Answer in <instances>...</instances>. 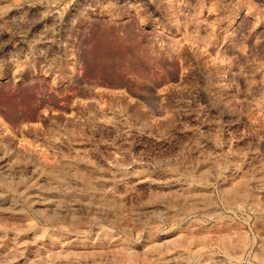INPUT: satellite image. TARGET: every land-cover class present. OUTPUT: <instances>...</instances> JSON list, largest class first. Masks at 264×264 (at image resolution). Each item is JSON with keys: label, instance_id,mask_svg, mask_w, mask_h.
Instances as JSON below:
<instances>
[{"label": "rangeland", "instance_id": "374dc122", "mask_svg": "<svg viewBox=\"0 0 264 264\" xmlns=\"http://www.w3.org/2000/svg\"><path fill=\"white\" fill-rule=\"evenodd\" d=\"M169 1L0 0V86L52 99L0 115V264H264V0ZM130 21L173 67L81 92L73 32Z\"/></svg>", "mask_w": 264, "mask_h": 264}, {"label": "bare ground", "instance_id": "6f19581e", "mask_svg": "<svg viewBox=\"0 0 264 264\" xmlns=\"http://www.w3.org/2000/svg\"><path fill=\"white\" fill-rule=\"evenodd\" d=\"M160 1L161 0H157V3H159ZM169 2H170L169 8L171 9L168 10L167 14L168 15L174 14L175 17L174 20L176 21L175 22L176 27L178 28L179 26L178 23H180L178 22V18H179L178 11L174 7V3H173L174 1L170 0ZM165 9H167V7H165ZM122 11H123L122 8H119L115 11V13L116 15H120L119 13ZM188 21L189 19L184 20L185 25L188 23ZM73 36L75 38L74 41L76 42V44H73L74 52H75L74 59L76 60V62L78 60L79 64L81 63V65L83 66L85 65L86 71L89 73L90 77H96L99 79L100 77H104L106 79H112L113 81H115V83L121 82L123 84H126V86L128 85L127 87H131L132 84L134 83L131 80L132 78H136L138 76H144V77L146 76L148 79H150L151 82V78L152 80L160 78L161 76L160 73L162 72L163 69L167 67L169 68L173 67L172 66L173 62L171 59L173 58L174 52H176L175 43H173L172 41H167V42L164 41L162 36L158 34L155 35L152 33L148 35L141 32L138 29L136 23L133 21H130L125 24H117L116 22H109V23L99 22L97 24H94V26H92L91 29L88 30V32L81 33L80 31H76L73 32ZM74 64L75 62L72 63L71 67L69 66L68 74L65 73L66 68L60 71L62 75L66 74V76L71 81H73L76 78L74 77V69H75ZM155 70L159 71V73H155ZM147 78H145L146 81L143 80V82L147 83L148 81ZM138 84L141 85L143 83H138ZM148 84H143L144 85L143 89L140 90L142 93L151 90L152 86L149 87ZM91 86L94 87V85H90L88 86L89 89L88 88L86 89L87 91H89V94H91L92 92L93 87ZM38 88L40 89V87ZM83 88L85 89V86H83ZM4 89L3 91L0 90V115L5 114L8 120L10 121L14 120L16 117L15 115L18 116V114L21 115L27 114L28 116L30 114L35 115V112L38 110L41 103V99L38 96L39 94H42L41 92H39L40 90H36L32 87H27L24 91L23 90L18 91L15 95H11L6 90L4 91ZM5 115L3 117H5ZM3 123L4 122H2V120L0 119V126H2L4 129H7L8 126L5 125V123L4 124ZM4 144L7 145V143ZM1 148L2 147H0L1 157L5 158V154L8 157L7 154L8 151L6 153L4 152L3 148L2 150ZM7 179L8 178H3L2 180L5 181ZM56 180L57 179L55 178V181ZM9 181L11 182L10 178L7 184L10 183ZM13 182L15 183L17 181H12L11 183ZM29 186L25 185V189L26 187L28 188ZM17 189L15 190L18 192L19 189L18 190ZM21 191L22 190L20 189L18 193H20ZM1 196L2 195H0V197Z\"/></svg>", "mask_w": 264, "mask_h": 264}, {"label": "flooded vegetation", "instance_id": "af4514ba", "mask_svg": "<svg viewBox=\"0 0 264 264\" xmlns=\"http://www.w3.org/2000/svg\"><path fill=\"white\" fill-rule=\"evenodd\" d=\"M71 62H74V61H71ZM81 64V63H80ZM68 65V63H66V66ZM25 72H27V70H24L23 71V74L25 73ZM28 73V72H27ZM86 74V76L85 77H83L82 79L81 78H78V77H76L72 82H74V85L76 86V87H79V88H82V90H81V92H83V93H86V94H88V95H90L89 94V91H87L86 89L88 88L89 89V87L88 86H90L91 84L89 83V82H92V81H101V78H102V80H104V81H108V82H112V83H114V84H119V83H121V82H116L115 83V81H113L112 79H106V78H104V77H100V79L99 78H96V77H90V75H89V73L86 71L85 72ZM0 74H1V72H0ZM2 74H4V72H2ZM1 74V75H2ZM21 74V73H20ZM86 78V79H85ZM92 78H93V80H92ZM99 79V80H98ZM79 80V81H78ZM76 81V82H75ZM83 81V82H82ZM87 81H88V83H89V85H88V83H87ZM82 83V84H81ZM84 83V84H83ZM87 83V84H86ZM40 85V86H39ZM86 85H88V86H86ZM83 86H85V89L83 88ZM1 88H0V90L1 91H3V89H4V91L6 90L7 92H9V94H12V92H10V88H8L7 86H5V85H1L0 86ZM27 87H32V88H34V89H36V90H40L39 92H41L42 94H39L38 96L40 97V99H41V103H40V107L38 108V110L35 112V115H29V116H33V117H38V116H36V115H38V112H39V109H41V107L43 106V104L44 103H47V104H50V103H52V99L51 98H49V97H45L44 96V92H45V89H44V87L43 86H41V84L40 83H38V84H36V86L35 85H33V84H31V85H27V84H23L22 86H20V87H18L16 90H15V94L18 92V91H24ZM38 87H40V89L38 88ZM43 87V88H42ZM91 87H93V86H91ZM21 89V90H20ZM93 89V88H92ZM43 90V91H42ZM86 91V92H85ZM6 92V93H7ZM88 92V93H87ZM44 93V94H43ZM8 94V93H7ZM14 94V95H15ZM43 95V96H42ZM43 100V101H42ZM48 100V101H47ZM44 102V103H43ZM5 115V114H4ZM25 115V114H24ZM23 114L21 115V114H18V116L17 115H15L16 117H15V121H18V120H21V119H24V118H26V116H28L27 114L24 116ZM6 116V115H5ZM7 118V117H6ZM8 119V118H7ZM14 120H12L13 122H15ZM10 121V120H9Z\"/></svg>", "mask_w": 264, "mask_h": 264}]
</instances>
